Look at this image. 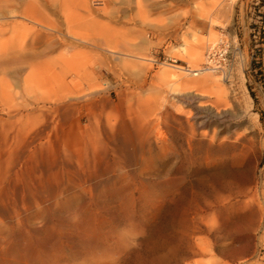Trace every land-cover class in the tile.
<instances>
[{"label": "rangeland", "instance_id": "374dc122", "mask_svg": "<svg viewBox=\"0 0 264 264\" xmlns=\"http://www.w3.org/2000/svg\"><path fill=\"white\" fill-rule=\"evenodd\" d=\"M262 14L0 0V264H264Z\"/></svg>", "mask_w": 264, "mask_h": 264}, {"label": "bare ground", "instance_id": "6f19581e", "mask_svg": "<svg viewBox=\"0 0 264 264\" xmlns=\"http://www.w3.org/2000/svg\"><path fill=\"white\" fill-rule=\"evenodd\" d=\"M174 67L177 68V69H179L180 71L181 70H184V72H186V74H192V75H200L201 74L196 79L195 78L194 79H192V78H186L187 75H182L183 79L181 80L180 85H182L185 88H192L193 87V88H196V89H201L202 87L208 85L212 81V79H211V76L212 75L210 74V72L213 70L212 67H206V68L204 67V68H197V69H185V68L179 67V66H174ZM195 71H197V72H195ZM168 78L170 79V82H172L173 84L174 83L176 84V80L179 81L178 80L179 78L177 79V77L175 75H173V74H171V76L169 75ZM153 240H155V239H153ZM161 245L160 246L158 245L156 247H152L151 249H149L147 251L144 250L143 252L138 253V257H141L142 258L143 255H145V257L146 256L149 257V255H152V254L156 253L158 251L159 247L162 248ZM125 264H132V261L127 260L125 262Z\"/></svg>", "mask_w": 264, "mask_h": 264}, {"label": "trees", "instance_id": "16d2710c", "mask_svg": "<svg viewBox=\"0 0 264 264\" xmlns=\"http://www.w3.org/2000/svg\"><path fill=\"white\" fill-rule=\"evenodd\" d=\"M262 15H264V14H262Z\"/></svg>", "mask_w": 264, "mask_h": 264}]
</instances>
